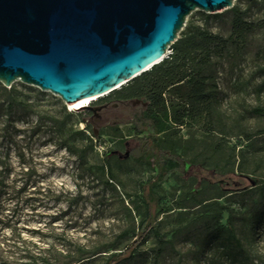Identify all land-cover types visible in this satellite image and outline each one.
<instances>
[{"label": "rangeland", "instance_id": "374dc122", "mask_svg": "<svg viewBox=\"0 0 264 264\" xmlns=\"http://www.w3.org/2000/svg\"><path fill=\"white\" fill-rule=\"evenodd\" d=\"M233 6L264 24V0ZM229 9L209 21L193 11L177 39L188 24L226 36ZM211 69L212 109L168 132L169 147L186 166L158 187L155 168L133 158L127 114L138 108L136 100L99 98L88 105L98 107L91 113L20 81L0 83V264H225L209 234L229 218L252 264H264V222L252 217L264 186V112L251 113L264 110V27ZM166 100L175 102L168 94ZM226 173L251 187L227 193L215 178ZM155 202L160 255L149 231L132 258L121 261L135 238L118 236L137 234L145 206Z\"/></svg>", "mask_w": 264, "mask_h": 264}, {"label": "water", "instance_id": "95a60500", "mask_svg": "<svg viewBox=\"0 0 264 264\" xmlns=\"http://www.w3.org/2000/svg\"><path fill=\"white\" fill-rule=\"evenodd\" d=\"M234 1L0 0V83L94 102L160 63L193 11Z\"/></svg>", "mask_w": 264, "mask_h": 264}, {"label": "trees", "instance_id": "16d2710c", "mask_svg": "<svg viewBox=\"0 0 264 264\" xmlns=\"http://www.w3.org/2000/svg\"><path fill=\"white\" fill-rule=\"evenodd\" d=\"M228 13L229 28L226 36L188 24L171 45V53L166 58L104 97V100L118 103L131 100H142L146 103L145 107L139 106L127 116L130 118L131 130L137 143L133 158L140 164L155 168L153 187L160 186L185 169V161L173 152L166 139L168 132L178 133L185 120L209 115L217 89L211 71L214 60L221 59L230 52L240 53L246 47L250 36L264 27L261 22L248 21L245 12L238 6H232ZM199 14L205 21L223 17L221 13ZM3 90L6 92L5 88ZM167 94L174 97L175 102L169 100L168 105ZM8 104L7 108L12 109V105ZM263 112L261 108L251 111L256 115ZM62 125H58V130H62ZM260 133H264V130ZM75 134L83 135L80 132ZM64 148L71 150V147L65 145ZM215 178L223 181L227 193L234 194L251 187L250 184H244L246 178L237 177L235 181L233 174L215 175ZM156 205L157 202L145 206L144 219L138 226L137 234L125 231L118 236V239L127 236L135 238L125 252L121 253V261L132 258L139 243L145 241L149 231L159 243L156 257L160 255L164 243L159 238L158 223L155 219ZM198 206H201V203H198ZM252 217L257 224L264 222V186L261 187L259 201ZM209 238L217 244L225 264H252L250 255L238 238L230 218L226 220L225 226L211 230ZM120 260L118 262H121Z\"/></svg>", "mask_w": 264, "mask_h": 264}, {"label": "bare ground", "instance_id": "6f19581e", "mask_svg": "<svg viewBox=\"0 0 264 264\" xmlns=\"http://www.w3.org/2000/svg\"><path fill=\"white\" fill-rule=\"evenodd\" d=\"M167 53H168V51H166V53L163 56H161L160 59H164V57H166ZM89 104H90V102L83 101V102H79V103H76V104H73V105H68V109L76 110V109H79L81 107L88 106Z\"/></svg>", "mask_w": 264, "mask_h": 264}, {"label": "flooded vegetation", "instance_id": "af4514ba", "mask_svg": "<svg viewBox=\"0 0 264 264\" xmlns=\"http://www.w3.org/2000/svg\"><path fill=\"white\" fill-rule=\"evenodd\" d=\"M121 103H123V102H121ZM136 104L137 105H135L134 107H139V106H143V107H145L146 106V103H144L142 100H136ZM106 105V104H105ZM105 105H103V106H101V107H105ZM101 107H99V108H101ZM95 110H98V107L95 109L94 107H90V109H88L87 111H90L91 113H94L95 112Z\"/></svg>", "mask_w": 264, "mask_h": 264}]
</instances>
